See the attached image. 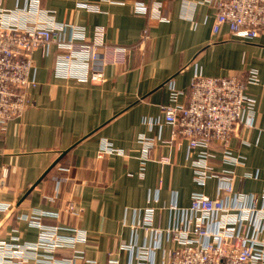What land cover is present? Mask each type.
<instances>
[{
    "label": "crops",
    "instance_id": "0c3cea01",
    "mask_svg": "<svg viewBox=\"0 0 264 264\" xmlns=\"http://www.w3.org/2000/svg\"><path fill=\"white\" fill-rule=\"evenodd\" d=\"M0 15L6 23L61 28L65 38L74 27L100 52H125L121 64L109 57L100 82L59 76L55 67L64 52L54 43L33 52L28 105L0 137V175L7 172L0 244L11 252L26 249L39 239V222L77 239L55 252L59 260L137 264L145 247L151 264H163L175 231L194 224L187 213L193 192L223 198L220 183L233 179L235 193L254 195L262 206L264 31L247 40L223 26L214 35L215 11L201 0H0ZM196 75L258 80L246 84L252 119L246 115L229 140V159L212 147L204 184L196 181L198 150H188L161 111L187 104ZM147 208L153 214L145 230ZM129 243L132 252L124 248Z\"/></svg>",
    "mask_w": 264,
    "mask_h": 264
},
{
    "label": "built area",
    "instance_id": "2783aa9c",
    "mask_svg": "<svg viewBox=\"0 0 264 264\" xmlns=\"http://www.w3.org/2000/svg\"><path fill=\"white\" fill-rule=\"evenodd\" d=\"M215 11L212 33L221 27L243 39H256L264 31V0H201ZM139 13L146 7L137 4ZM5 14V13H4ZM7 17V14H5ZM4 17L3 15H0ZM0 18V137L9 121L20 118L28 105V92L34 85L30 78L34 51L45 52L51 43L63 51L56 63V73L62 77H78L82 81L100 82L102 67L110 62L121 64L125 52L119 48L83 43V37L74 27L70 35L61 37V28L48 24L29 25L6 23ZM62 32V31H61ZM80 40V41H79ZM254 75L244 79L236 77H204L196 75L189 85L186 105H165L161 108L164 120L186 142L189 151L198 150L195 164L196 181L204 184L210 176L206 160L217 146L229 159L228 142L247 115L252 119L253 99L246 94V84L257 83ZM178 91L172 89L174 102ZM164 143V142H161ZM161 163H168L163 157ZM7 172L0 175V190L5 187ZM219 190L223 198L211 199L201 192H193L187 209L195 215L192 227L175 231L174 247L164 253L163 264H264V192L262 206L257 208V197L235 193L233 179H225ZM7 207L0 204V211ZM69 206L67 210L72 211ZM153 210L144 211L143 229H149ZM52 215V217H56ZM51 216V215H49ZM36 243L11 252L12 246L0 244V264H76V259L55 257L58 249L73 247L76 238L69 239L57 233L56 228L44 227ZM16 247V246H15ZM124 248L133 251L131 243ZM29 253L30 256L22 254ZM137 264H151L149 250L137 251ZM109 264H118L111 259Z\"/></svg>",
    "mask_w": 264,
    "mask_h": 264
}]
</instances>
